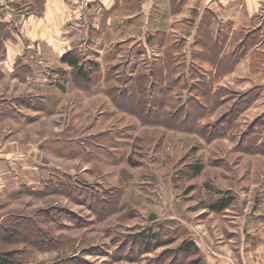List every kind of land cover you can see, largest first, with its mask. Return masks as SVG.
<instances>
[{
  "label": "rangeland",
  "instance_id": "obj_1",
  "mask_svg": "<svg viewBox=\"0 0 264 264\" xmlns=\"http://www.w3.org/2000/svg\"><path fill=\"white\" fill-rule=\"evenodd\" d=\"M191 43L135 58L133 71L125 57L112 59L113 74L98 71L89 91L61 60L33 85L0 74V108L13 111L14 102L19 114L0 123V145L37 150L36 174L0 195L1 253L14 251L21 264H264L263 53L249 51L219 77ZM156 69L137 92L131 79ZM162 69L169 92L154 88ZM206 81L216 93L200 95L195 87ZM229 196L227 209L212 210ZM185 240L199 250L184 253Z\"/></svg>",
  "mask_w": 264,
  "mask_h": 264
},
{
  "label": "crops",
  "instance_id": "obj_2",
  "mask_svg": "<svg viewBox=\"0 0 264 264\" xmlns=\"http://www.w3.org/2000/svg\"><path fill=\"white\" fill-rule=\"evenodd\" d=\"M7 2L33 6L16 9L9 7ZM88 2L86 18L74 21L69 14V0H0V7L6 11L4 19L0 17V21L11 26L12 34V37L4 41L6 52L5 58L0 62V74L5 78H14L33 85L32 81L38 80L37 77L40 75L51 76L53 70L50 67L55 62L52 59L57 63L63 54L79 50L98 64V71L108 76L109 73L113 74L110 67L112 59L125 57L126 69L133 71L135 58L142 63L145 54L151 52L162 58L169 43L180 47L187 44L189 39L193 44L194 57L200 60L204 51L202 44L208 32L214 38L226 37L225 46L230 51L231 42L236 34L258 28L262 29V41L250 53L261 52L264 58V15L261 13L264 0H88ZM259 15L263 21L256 22ZM221 39L223 40L222 37ZM251 55L253 58V53ZM250 57L246 55L242 58L234 72L239 69L241 61ZM17 62L20 63L19 68L16 67ZM254 64L252 60L251 62L250 59L247 60V72ZM64 67L65 70L69 69L66 64ZM16 68L17 71L26 72V79H21L15 73ZM98 88L104 89L103 82ZM12 105L14 107L11 108L15 111L17 106L14 102ZM13 111L7 107L0 108V123L8 119H17L19 114ZM33 156H37L36 147L25 149L17 141L0 145V195L15 192L24 175L30 174L32 178L36 174V158ZM30 181L33 182L32 179Z\"/></svg>",
  "mask_w": 264,
  "mask_h": 264
},
{
  "label": "trees",
  "instance_id": "obj_3",
  "mask_svg": "<svg viewBox=\"0 0 264 264\" xmlns=\"http://www.w3.org/2000/svg\"><path fill=\"white\" fill-rule=\"evenodd\" d=\"M8 26H9L8 23L0 21V62L5 58L6 48H5L4 41L12 37L11 31H9V29L7 30ZM235 36L236 37L231 42L232 48L230 51H228L225 46L227 42L226 37L220 36L219 38L218 37L214 38L208 32V36L202 44V48L204 49V51L201 53L200 59L203 61L209 62V64H211V66L214 69V72H211V73L214 74L215 76H219V77L225 76L235 71L240 60L244 58L249 51L254 50L256 48V45L257 47L258 45H260L262 41L263 33H262V29L258 28L256 30H251L247 32L242 31L241 33L236 34ZM240 36H242V38ZM221 37L223 38V40L221 39ZM237 38L238 40L241 38V41H242V42H239L241 43L239 45L235 44ZM235 45L236 47L234 48ZM252 53L254 57L253 59H255V55L262 54L261 52H252ZM60 60L62 63L67 64L72 67L73 73L76 75L78 80H83L87 82L86 85H82L77 80H75V83L80 88L86 91H89L90 87L93 84L95 85L97 83V82L96 83H92V82L95 80L94 78L95 76H97V73L99 74L98 64L96 62L86 63L87 61L84 60V57L79 50H72L71 52H67L63 54ZM19 64L20 63L17 62L16 67H18ZM167 68H169V63L166 64V69ZM158 71L159 69H156V73L153 71V72H149L148 74H142V75L140 74L136 78L135 77L132 78L131 79L132 81L138 83L137 92H141L145 94L146 87L143 84H146V82L149 83L150 78H151L150 76L155 77V74H157ZM15 73H17L21 79H26L27 74L24 70L17 71V68H16ZM168 77H170V73L168 71L165 72L162 69V73L161 75H159V78H158L160 82L156 81L158 79L153 80L154 88L156 87V85H160V87L162 86L166 87V89L164 90L169 92L170 88L169 86H167V84L170 80L167 79ZM161 79L164 80L165 84L164 82L161 84ZM214 85H215V82L212 84L206 81V83L204 84L203 82H200V84L196 86L195 88L199 91L200 95H206V93L209 95V94H212L213 92L216 93L215 92L216 87H214ZM127 86L128 84L125 86V88H123L124 91L133 90V87H127ZM204 98H206V96H204ZM193 102L196 104L199 103L196 100ZM146 105H147V101H146ZM200 170H201V166L199 164L193 167V172L195 175H198ZM233 200L234 198L232 196H229L226 198V200H218L212 203L210 207L214 211H218V212L223 211L227 209L233 203ZM13 234L14 232L11 234H7L4 236V238L10 239L12 238ZM140 238H141L140 240L144 242L145 245H147V248L150 247L149 246L150 241L148 240V236L143 234L142 237ZM164 244H166L165 241L163 242L159 241L157 246H161ZM180 249L184 253L189 254L191 252H197L199 250V246L193 240H185L182 242ZM14 254H15L14 251L2 252V253L0 252V264H21L20 261L15 258Z\"/></svg>",
  "mask_w": 264,
  "mask_h": 264
},
{
  "label": "built area",
  "instance_id": "obj_4",
  "mask_svg": "<svg viewBox=\"0 0 264 264\" xmlns=\"http://www.w3.org/2000/svg\"><path fill=\"white\" fill-rule=\"evenodd\" d=\"M75 2H77L76 5ZM70 10V18L74 21H81L86 18L89 2L88 0H75Z\"/></svg>",
  "mask_w": 264,
  "mask_h": 264
}]
</instances>
